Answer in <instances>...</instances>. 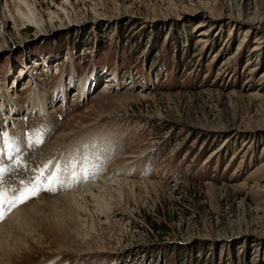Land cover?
I'll list each match as a JSON object with an SVG mask.
<instances>
[{"label": "rangeland", "instance_id": "1", "mask_svg": "<svg viewBox=\"0 0 264 264\" xmlns=\"http://www.w3.org/2000/svg\"><path fill=\"white\" fill-rule=\"evenodd\" d=\"M1 83L0 264H264V0H0Z\"/></svg>", "mask_w": 264, "mask_h": 264}, {"label": "bare ground", "instance_id": "2", "mask_svg": "<svg viewBox=\"0 0 264 264\" xmlns=\"http://www.w3.org/2000/svg\"><path fill=\"white\" fill-rule=\"evenodd\" d=\"M198 34H201V35H206V32H202V31H200V32H198ZM205 40V37L204 36H199V37H197L196 38V42L197 43H201V42H203ZM253 49H256V48H253ZM251 71H254V69H251ZM109 76H110V74H108ZM24 77H25V75H24ZM23 77V78H24ZM108 77V76H107ZM110 81H112V76H110L108 79L105 77V80H103L101 83H100V85H101V88H100V91H105V88L107 87V83L108 82H110ZM41 93H42V91H40L39 89H37L36 90V93H35V95H34V99L35 98H38V100H43L42 98H41ZM62 93H63V91H62ZM73 94V93H72ZM7 91H6V86L4 85V83H1V85H0V97L3 99V98H6L7 97ZM43 95V94H42ZM10 96V95H9ZM44 96V95H43ZM7 99V98H6ZM9 99H11V97L9 98ZM34 99L32 100V101H34ZM13 101V100H12ZM37 102V101H36ZM15 103H17V102H15ZM15 103H9L10 105H13V107H12V109L13 110H11V111H13V112H19L20 110H19V107H16V104ZM33 103V102H32ZM15 105V106H14ZM6 106V105H5ZM34 106V105H33ZM4 107V106H3ZM8 108V107H7ZM1 110H3V111H1V113L0 114H5V111H4V108H2ZM39 110H41V109H39ZM44 110V109H43ZM42 112V111H41ZM7 113V112H6ZM15 115V114H14ZM14 115H8V114H6L5 115V117L3 118L4 119V123H5V125H7V127L8 126H10V124L11 125H13V124H16V120L17 119H19L18 117H19V115H18V113L16 114V116H14ZM3 123V124H4ZM9 130V129H8ZM8 132V131H7ZM7 153H9V152H7ZM98 178V177H97ZM122 183V180H118V179H116V180H111V181H109V182H101L100 180H96V182H91V183H87L86 185H84V187L82 188V189H79V190H76L74 193H71V194H66V195H64L63 197H65V198H72V202H74L75 203V205H77V207H79V206H81V205H79L78 203V201L76 200V196H78V197H80L81 199L80 200H85L86 198V196H88V195H95L96 193L95 192H103V193H107V192H109V191H111V190H113L114 191V187L116 186V187H118L120 184ZM96 190V191H95ZM95 191V192H94ZM77 193V194H76ZM81 203H82V201H81ZM32 208V207H31ZM33 208H34V206H33ZM24 211V210H23ZM19 213V212H18ZM14 214V213H13ZM21 214V213H20ZM18 215H16V217H15V219L13 220V221H16V219L19 217H17ZM18 221V220H17ZM8 222V221H7ZM19 223V222H18ZM17 223V224H18ZM14 224V223H13ZM2 226V225H1ZM15 227V226H14ZM1 228V227H0ZM4 231V230H3ZM1 233V232H0ZM1 235H3V234H1ZM3 238V237H2ZM2 261V260H1Z\"/></svg>", "mask_w": 264, "mask_h": 264}, {"label": "snow or ice", "instance_id": "3", "mask_svg": "<svg viewBox=\"0 0 264 264\" xmlns=\"http://www.w3.org/2000/svg\"><path fill=\"white\" fill-rule=\"evenodd\" d=\"M6 171L8 170L0 167V219L4 217L7 211H11L12 208L25 203L31 197L37 195L39 187L32 182L26 184L23 180H21V187L12 190L5 185L3 174ZM50 182L51 177L49 178V183Z\"/></svg>", "mask_w": 264, "mask_h": 264}]
</instances>
